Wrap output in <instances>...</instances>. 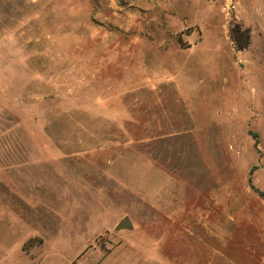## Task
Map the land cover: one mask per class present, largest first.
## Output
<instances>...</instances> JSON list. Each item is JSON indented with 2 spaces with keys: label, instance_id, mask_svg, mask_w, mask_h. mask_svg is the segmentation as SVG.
Returning <instances> with one entry per match:
<instances>
[{
  "label": "rangeland",
  "instance_id": "374dc122",
  "mask_svg": "<svg viewBox=\"0 0 264 264\" xmlns=\"http://www.w3.org/2000/svg\"><path fill=\"white\" fill-rule=\"evenodd\" d=\"M253 166L264 0H0V264H264Z\"/></svg>",
  "mask_w": 264,
  "mask_h": 264
},
{
  "label": "trees",
  "instance_id": "16d2710c",
  "mask_svg": "<svg viewBox=\"0 0 264 264\" xmlns=\"http://www.w3.org/2000/svg\"><path fill=\"white\" fill-rule=\"evenodd\" d=\"M245 46L242 45V44H239L238 45V49L241 50V49H244ZM249 134L251 135V137L254 139V147L257 149V151L259 152L258 150V144H259V141H258V135L254 132H249ZM260 153V152H259ZM258 169V166H253L250 170H249V173H248V185L249 187L262 199L264 200V191H261L260 189L256 188L255 185L253 184L252 182V175L253 173Z\"/></svg>",
  "mask_w": 264,
  "mask_h": 264
},
{
  "label": "water",
  "instance_id": "95a60500",
  "mask_svg": "<svg viewBox=\"0 0 264 264\" xmlns=\"http://www.w3.org/2000/svg\"><path fill=\"white\" fill-rule=\"evenodd\" d=\"M132 228L131 222L128 217L123 218L116 226V230H129Z\"/></svg>",
  "mask_w": 264,
  "mask_h": 264
},
{
  "label": "crops",
  "instance_id": "0c3cea01",
  "mask_svg": "<svg viewBox=\"0 0 264 264\" xmlns=\"http://www.w3.org/2000/svg\"><path fill=\"white\" fill-rule=\"evenodd\" d=\"M202 238H204V237H202ZM201 245H203V246H205V245H206L205 247L209 248V245H208V244H206L205 242H202V243H201Z\"/></svg>",
  "mask_w": 264,
  "mask_h": 264
},
{
  "label": "built area",
  "instance_id": "2783aa9c",
  "mask_svg": "<svg viewBox=\"0 0 264 264\" xmlns=\"http://www.w3.org/2000/svg\"><path fill=\"white\" fill-rule=\"evenodd\" d=\"M232 8H234V7L232 6Z\"/></svg>",
  "mask_w": 264,
  "mask_h": 264
}]
</instances>
